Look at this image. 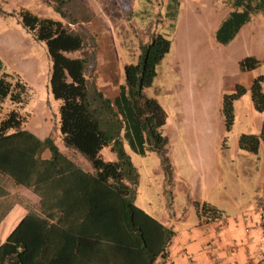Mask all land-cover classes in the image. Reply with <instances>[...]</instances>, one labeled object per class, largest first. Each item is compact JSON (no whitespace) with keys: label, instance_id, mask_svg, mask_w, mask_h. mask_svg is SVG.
I'll return each instance as SVG.
<instances>
[{"label":"trees","instance_id":"trees-1","mask_svg":"<svg viewBox=\"0 0 264 264\" xmlns=\"http://www.w3.org/2000/svg\"><path fill=\"white\" fill-rule=\"evenodd\" d=\"M60 4L54 8L65 19L68 14ZM223 4L229 12L215 33L218 45L230 43L252 16H264V0H224ZM169 7V19L175 21L179 0H170ZM20 16L23 26L45 43L52 64L50 90L60 101L61 138L89 160L94 173L84 172L61 154L50 138L39 140L20 131L26 119L20 110L25 103V87L17 78L11 83L1 77L0 221L18 204V192L9 191L10 183L38 197L41 208L26 205V215L0 244V264H41L36 258L48 253L49 247L31 237V226L35 224H121L125 231L117 239L103 243L96 239L63 249L97 258L80 262L84 264H155L159 257H165L175 233L134 205L138 173L124 144L141 157L147 152L157 153L167 184H171L168 138L162 135L167 116L156 99L144 94L153 84L157 65L170 51V40L156 35L150 44L142 46L137 65L124 70L126 86H120L110 100L98 90L92 76L94 57L87 52L91 49L86 46L85 34L78 33L79 18L64 24L29 12H21ZM75 52H81V57H66ZM239 66L241 71L249 72L259 67V61L247 57ZM263 81L264 76H257L250 88L253 108L259 114L264 113ZM245 91L237 86L234 94L223 98L226 131L234 123L232 101ZM261 142L264 120L258 134L240 137L239 149L256 155ZM106 146H111L116 162L100 158ZM43 148L50 152L49 158H41ZM48 203L50 208L45 206ZM195 207L198 212H213L206 205ZM73 215L76 219L70 220ZM218 219L221 217L212 215L206 223Z\"/></svg>","mask_w":264,"mask_h":264},{"label":"rangeland","instance_id":"rangeland-1","mask_svg":"<svg viewBox=\"0 0 264 264\" xmlns=\"http://www.w3.org/2000/svg\"><path fill=\"white\" fill-rule=\"evenodd\" d=\"M179 2L177 18L170 21V0H0V59L9 71L23 72V66L34 70L36 80L30 109L35 111L34 120L44 137L50 138L61 154L80 167L93 169L83 154L66 146L61 138L60 101L53 97L49 85L52 64L45 43L23 26L21 12L64 24L79 18L78 33L85 34L86 46L91 49L87 52L94 57L93 75H90L94 76L98 90L110 100L118 94L120 86H126L124 70L137 65L142 46L150 44L156 35L168 38L170 51L157 65L152 84L158 94L152 95L153 88L145 89L144 94L162 99V105H176L175 121L182 132L168 138V143L180 144L188 151L197 146L210 148L212 144L214 147L211 168H215V174L208 176L206 171L201 172L208 186L202 204L213 212H198L193 204L181 205L183 211L176 205L177 213L183 211L181 221L195 224L200 219L207 221L212 215L232 217L249 209L255 199L253 193L259 190V183L264 182V142L260 143L256 155L239 149L240 137L256 135L255 129L259 133L264 120V113L255 112L252 105V82L242 84L248 76L239 66L243 59L254 57L259 61L255 76H264V16H252L237 36L222 46L215 42L214 36L229 12L224 0ZM59 4L68 14L65 19L54 8ZM66 57L76 59L81 57V52L68 53ZM237 86L246 91L232 101L234 123L226 131L223 98L234 94ZM262 90L264 92V81ZM1 115L2 111L0 118ZM197 127L205 128L204 132L194 133ZM124 150L133 161L144 159L133 153L127 144ZM146 155L145 161L150 160L148 156L153 157L151 152ZM100 158L105 162L117 161L111 146L102 149ZM170 166L174 176V165L170 163ZM152 167L139 165L140 172L146 169L149 182L157 180ZM187 171L183 176L189 181L195 174ZM213 176L217 178L215 182ZM165 181L167 183L166 178ZM12 188L15 189L10 183L9 189ZM190 190L192 202L194 189ZM153 193L157 194L154 187ZM155 201L156 206L158 198ZM168 201L166 196L164 202Z\"/></svg>","mask_w":264,"mask_h":264},{"label":"crops","instance_id":"crops-1","mask_svg":"<svg viewBox=\"0 0 264 264\" xmlns=\"http://www.w3.org/2000/svg\"><path fill=\"white\" fill-rule=\"evenodd\" d=\"M23 69V72L9 71L0 59V78L6 77L11 83L17 78L25 87L26 92L23 94L25 103L20 110L26 119L20 131H26L39 140H45L47 137H44L43 131L34 120L35 111L30 109L33 99L31 96L33 95L32 87L36 80V73L33 69L29 70L25 66H23ZM256 70L258 68L243 72L248 76L246 82L242 83L243 85H247L250 80L252 82L254 78L260 76H255ZM150 88H153V86ZM155 94L158 93L153 88L152 95ZM155 99L162 106L167 116L166 125L162 128V135L171 138L174 134H180L182 132L181 126L175 121L177 116L175 103L173 105H162V99ZM204 129L197 127L198 131L194 130L195 132H193L203 133ZM255 131L258 134V130L255 129ZM166 133L168 134L166 135ZM179 147L180 144L171 145L170 142L168 143L167 153L170 163L174 165V169H172L174 170V176L172 175L169 188L157 153L151 152L153 157H147L150 160L145 161V156H147L145 155L143 160L138 159V162H136L126 152L138 173L134 205L175 233L166 248L165 257H159L155 264H264V182L261 181L259 190L253 193L252 197L256 200L254 199L251 202L252 205L249 209L240 214H233L232 217L223 215L221 219L209 223H206L205 219H200L195 224L184 223L181 221V212L184 211L182 206L186 205L188 207L189 204H193L194 207L195 204L206 205L202 203L208 186H206L207 180L203 179L201 172L206 171L208 176L209 174H215V168H211V164L214 165L213 158H211L213 156L211 151L214 147L212 144L210 148L197 146L195 148L191 147L189 151L185 150L183 146V150H180ZM182 147L180 148L182 149ZM205 150L210 152H204ZM40 156L44 159L49 158L50 152L47 148H43ZM72 162L84 172L94 173L93 169H84L77 162ZM139 165L153 166L151 170L157 180L149 182L146 169L142 168L143 172H140ZM187 170H192V173L195 174L189 181H186L187 178L184 180L183 176L188 172ZM213 178L215 182L217 178L214 176ZM152 186L157 194L153 193ZM190 189H194V200L192 202L189 199L191 196ZM9 191L12 194L18 192V204L14 205L0 221V244L5 241L9 233L26 215V205L37 209L41 208L39 198L30 191L20 187L9 189ZM166 196L170 200L167 204L164 202ZM156 198H158V204L155 206ZM50 205L48 203L45 206L50 208ZM166 205L170 207L167 208ZM176 205L182 208L183 211L177 213L179 210ZM72 219L75 220L76 215L70 217V220ZM12 222H15V224H11ZM122 227L121 224H35L31 226L30 235L36 238L38 242L49 247L48 253L36 258L41 264H84L80 262L97 258L90 254L66 252L63 247L76 246L81 242H93L96 239H99V242L102 243L109 242L112 239H117L119 233L125 231Z\"/></svg>","mask_w":264,"mask_h":264}]
</instances>
